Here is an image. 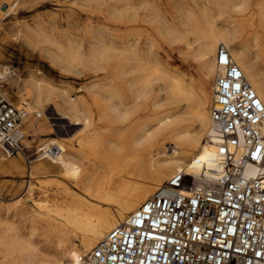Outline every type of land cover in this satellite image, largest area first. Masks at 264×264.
I'll use <instances>...</instances> for the list:
<instances>
[{
  "label": "bare ground",
  "instance_id": "bare-ground-1",
  "mask_svg": "<svg viewBox=\"0 0 264 264\" xmlns=\"http://www.w3.org/2000/svg\"><path fill=\"white\" fill-rule=\"evenodd\" d=\"M121 2L116 16L119 23L127 25L143 22L138 15V11L143 10L147 13L145 17L151 18V28L156 30L152 25L157 14L154 5L145 1L138 4H134L133 0ZM224 10L242 17L236 27L230 28L231 23L218 25L214 12ZM180 28L182 30L171 28L167 36L174 42L186 43L196 53V58L200 59L203 71L196 85L187 83L178 73L168 72L154 57L151 41L145 39L147 48L143 50L139 45L143 37L135 29L119 35V47L110 44L111 39L104 38L97 31L99 36L93 38L87 53L82 52L81 46L75 45L69 37H63L64 40L59 42L57 39L45 38L52 47L48 55L53 63L69 67L73 63L87 62L94 66L96 73L103 75H99L101 78L98 82L79 90L80 95L75 98L66 90L56 89L37 78L29 79L22 86L17 85L16 94L20 102L16 106L24 107L27 113L24 125L29 114L43 112L46 105H51L58 115L75 125L81 121L86 135H83L80 144L92 158L89 160L90 168L84 169L71 157L67 145L62 142H53V148L48 150L38 149L43 158H54L63 163L62 178L72 183L83 196L75 197L67 193L69 189L66 185L51 182L36 187H54L56 191L53 194L60 198V202L42 200L47 198L49 191H41L42 198L34 200V186L29 185V178L26 199L22 202L17 200V204L7 207L5 217L0 218V264H83V257L109 230L124 222L178 172L194 176H217L221 157L216 151L210 120L213 87L217 77L216 48L222 44L228 49L264 107V78L255 62L259 57L264 59V0H208L198 7L197 18L191 13L184 15ZM33 29L20 32L21 37L31 42L42 33L39 25ZM244 29H248L252 34L250 39L258 44V55H252L240 43L238 35ZM188 36L192 39L187 40ZM194 44L197 47L193 50L191 46ZM7 76L15 75L0 65V80L9 84ZM211 77L210 98L203 86L205 80ZM154 82L158 83L161 93L186 103L187 114L198 123L194 136H189V132L183 130L172 115L152 119L160 108L157 98L150 94ZM125 101L131 106L129 111ZM147 109L151 116L142 118L141 112ZM96 120L108 130L125 123L131 125L127 134L107 139L105 133L103 136L96 135V132L90 133ZM168 140L176 148L170 156L165 153ZM71 164L76 166L74 172L70 170ZM152 170L157 173L149 182H142L143 175ZM28 203L35 206L37 213L30 221L29 234L24 236L21 223L26 220ZM100 203H113L115 209H103ZM77 231L82 234L79 244L75 245L72 237Z\"/></svg>",
  "mask_w": 264,
  "mask_h": 264
},
{
  "label": "rangeland",
  "instance_id": "rangeland-1",
  "mask_svg": "<svg viewBox=\"0 0 264 264\" xmlns=\"http://www.w3.org/2000/svg\"><path fill=\"white\" fill-rule=\"evenodd\" d=\"M142 1L154 5L157 9L156 18L152 23L156 30L151 28V18L145 17L147 13L143 10L138 11L139 19L143 22L127 25L119 23L116 16L122 6L121 0H0V14H7L0 16V65L15 75L7 76L9 84L0 80L1 92L10 102L18 105L20 101L16 94L17 85L22 86L24 81L37 78L56 89L66 90L72 98H75L80 95L79 90L98 82L103 74L96 73L94 66L87 62L73 63L69 67L53 63L48 55L52 47L46 43L45 38L57 39L59 42L63 37L64 39L69 37L68 39L75 45L81 46L82 52L87 53L93 38L99 36L97 31H100L104 38H110V44L119 47V35L132 29L141 33L143 38L139 45L143 50L147 48L145 39L153 43L154 57L168 72L178 73L187 83L196 85L203 71L200 59L196 58V53L191 51L186 43L174 42L167 35L173 27L182 30L180 23L184 15L191 13L197 18L198 7L208 0H133L134 4ZM214 13L219 26L231 23L229 27L234 28L242 19L239 15H231L229 10ZM38 25L42 33L35 36L31 42L21 37L20 32H27L28 28L35 30ZM251 35L248 29H244L238 36L240 43L242 42L255 56L259 54L258 44L250 39ZM186 39L191 40L192 37L188 36ZM196 47L197 44H194L191 49L194 50ZM255 62L264 78V59L259 57ZM212 83L213 78L211 77L205 80L203 86L210 98ZM150 89V94L153 98H157L160 107L152 119L172 115L174 120L180 122L183 130L189 132V136H194L198 130V123L193 116L187 114L186 103L181 99H173L161 93L157 82H154ZM125 102L128 103V101ZM127 109L128 111L131 109L129 103ZM43 110L39 114H29L22 128L23 152L10 158L0 155V218L5 217L7 207L17 204V200L22 202L26 199L29 178V185L34 186L32 192L34 200L42 198L41 191H49L47 198H42V200L60 202V198L53 194L56 191L54 187L39 189L36 187L51 182L66 185L69 189L67 193L75 197L83 196V193L72 183L62 178L63 163L54 158H43L40 155L42 152L38 150L39 148L48 150L53 148V142H62L67 145L72 158L84 169L90 168L89 160L92 155L80 144L81 138L86 135L81 121L75 125L69 119H63L51 105L44 106ZM149 114H151L150 110L147 109V111H142L140 116L149 117L151 116ZM80 118L82 119V116ZM130 125V123H125L108 130L96 120L90 133L96 132V135L98 133L101 136L105 133L107 139H116L127 134ZM175 151L174 143L166 141V155L170 156ZM70 168L71 172L76 170L73 164ZM156 173L157 171L154 170L147 171L141 181L149 182ZM26 205L28 207L25 210L26 220L21 223L24 236L29 234L30 221L36 217L37 213L32 203ZM100 205L103 209L112 211L115 209L113 203H100ZM81 234V231H77L73 235L72 242L75 245L79 244Z\"/></svg>",
  "mask_w": 264,
  "mask_h": 264
},
{
  "label": "built area",
  "instance_id": "built-area-1",
  "mask_svg": "<svg viewBox=\"0 0 264 264\" xmlns=\"http://www.w3.org/2000/svg\"><path fill=\"white\" fill-rule=\"evenodd\" d=\"M215 66L217 176L178 172L109 230L83 264H264V107L222 44ZM26 116L0 82L3 157L23 152Z\"/></svg>",
  "mask_w": 264,
  "mask_h": 264
}]
</instances>
